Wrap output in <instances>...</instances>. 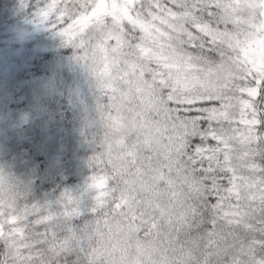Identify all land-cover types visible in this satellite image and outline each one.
Instances as JSON below:
<instances>
[{
	"label": "clouds",
	"instance_id": "9594fccd",
	"mask_svg": "<svg viewBox=\"0 0 264 264\" xmlns=\"http://www.w3.org/2000/svg\"><path fill=\"white\" fill-rule=\"evenodd\" d=\"M0 264H264V0H0Z\"/></svg>",
	"mask_w": 264,
	"mask_h": 264
},
{
	"label": "trees",
	"instance_id": "16d2710c",
	"mask_svg": "<svg viewBox=\"0 0 264 264\" xmlns=\"http://www.w3.org/2000/svg\"><path fill=\"white\" fill-rule=\"evenodd\" d=\"M50 60V55L41 56L37 62V68L41 63ZM42 71L46 69H41ZM61 143L64 148L61 149ZM33 158L41 164L48 166L55 162L58 156L67 159L71 155L73 141L71 136L66 135L59 125L53 126L46 134H37L33 142L29 145Z\"/></svg>",
	"mask_w": 264,
	"mask_h": 264
}]
</instances>
